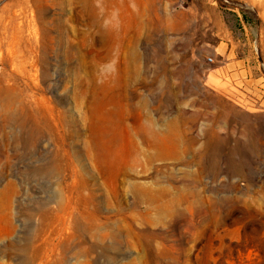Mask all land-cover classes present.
<instances>
[{"label": "rangeland", "instance_id": "obj_1", "mask_svg": "<svg viewBox=\"0 0 264 264\" xmlns=\"http://www.w3.org/2000/svg\"><path fill=\"white\" fill-rule=\"evenodd\" d=\"M11 40L0 264L69 214L66 264H264V0H0Z\"/></svg>", "mask_w": 264, "mask_h": 264}, {"label": "bare ground", "instance_id": "obj_2", "mask_svg": "<svg viewBox=\"0 0 264 264\" xmlns=\"http://www.w3.org/2000/svg\"><path fill=\"white\" fill-rule=\"evenodd\" d=\"M99 8V7H98ZM97 9V8H96ZM100 9V8H99ZM7 24H3V30L4 33H6ZM11 43L9 45V57L4 56L2 52L0 51V64L3 65V67L0 70V88L3 86L5 82L4 78L11 79L13 78L14 73H18L22 76L26 75V70L24 69V62L22 60H16L13 55V49L11 47ZM13 107L11 103H6L4 106V113L9 117L15 116L13 113ZM32 112L26 115L24 117V124L27 125L29 129L31 130V135L28 138L29 147L26 151V157L27 159H32L34 157V153L32 151V144L35 142V136L33 135L34 127L36 118L34 114L33 109ZM13 118V117H12ZM5 169H8V167H5ZM4 169V171H5ZM3 171V172H4ZM24 174L26 177H30L33 174L32 168H30V164L25 168ZM76 182V179H75ZM18 192V186L17 183L9 178L6 185L0 190V211L4 209H8L12 197ZM73 195L79 196L80 190L75 186V188L72 190ZM72 193L68 194L66 196V199H71ZM72 217L69 215L64 216L63 218L59 217H48L47 215L43 216V222L42 225L39 227V229L36 231L37 234H35L33 237L26 240L24 244H15L13 243V246L18 247V250L22 252V256L20 259V264H66V256H62L59 253H56L55 256L51 254L55 250L54 248V242L52 238H49L46 236L47 232L49 231L50 227H53L57 222H60L62 224V228L57 230L56 234L60 237L64 235V233L68 230H70L73 226L76 228H79V222L77 219L74 221L71 220ZM0 221H2V217L0 215ZM3 222L7 225L9 232H13L15 230V225L8 214V211L6 212V215L3 217ZM42 240V241H40ZM71 238H66L65 240L60 242V245L64 248H67L70 246Z\"/></svg>", "mask_w": 264, "mask_h": 264}, {"label": "built area", "instance_id": "obj_3", "mask_svg": "<svg viewBox=\"0 0 264 264\" xmlns=\"http://www.w3.org/2000/svg\"><path fill=\"white\" fill-rule=\"evenodd\" d=\"M208 60H209V61H213V59H212V58H208Z\"/></svg>", "mask_w": 264, "mask_h": 264}]
</instances>
